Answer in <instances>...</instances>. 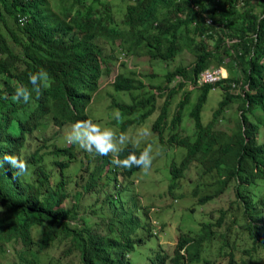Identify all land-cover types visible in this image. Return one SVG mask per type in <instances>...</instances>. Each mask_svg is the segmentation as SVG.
<instances>
[{
    "label": "clouds",
    "instance_id": "obj_1",
    "mask_svg": "<svg viewBox=\"0 0 264 264\" xmlns=\"http://www.w3.org/2000/svg\"><path fill=\"white\" fill-rule=\"evenodd\" d=\"M57 2L60 17L65 22H69L76 9L81 13L88 9L90 18H82L83 23L98 25L101 24L102 4L119 0H84L82 6L72 0ZM53 10L57 13L55 8ZM64 12L68 15L64 16ZM122 15L121 9L113 6L112 18L119 27H123ZM127 30L120 44L118 41L110 43L105 36L98 34L83 38L87 31L74 27L67 34H55L56 39L52 37V40L60 38L65 46L87 39L97 46L101 55L110 58L107 64L100 63L99 71L93 77L84 79L77 69L63 76L70 88L66 100L48 98L38 111L36 105L25 109L21 120H15L17 130L12 147L0 146V170L10 175L16 186L14 193L4 194L1 199L13 196L14 201L9 206H18L17 223L29 221L35 214V204L26 195L18 194L19 188L33 182L38 168L50 174L49 207L41 212L51 220L49 235L55 234L53 240L42 248L36 245L26 247L0 214V264H113L111 260L131 264L132 251L157 236L162 226L168 227V231L163 232L157 248L146 262L132 264H197L195 255L198 250L200 258L211 259V264H249V261L264 264V243L248 233L249 225L264 222V201L259 202V215L243 208L239 194L247 184L245 171L226 172L227 163H216L214 155L203 154L205 141L198 142V149H194L189 141H183L188 139L187 135L194 138L189 102L195 87L198 86V91L204 84L211 85L205 101L208 103L206 121L227 93L224 79L233 75L229 74L227 67L217 66L214 60L194 76L193 84L179 86L181 72H177L170 82H165L163 73L157 86L145 88L144 82L159 72L152 70V59L145 47L134 45ZM199 39L201 37L196 36V40ZM101 40L104 47L99 44ZM140 53L147 56L150 70L136 69L133 59ZM248 54L253 55L252 51ZM255 55L259 63L264 62L262 54ZM177 57H181L179 64L167 71L190 69L196 58L190 48L180 50ZM235 68L241 75L238 81L231 83V91L236 86L235 93H239L240 87H247V83H244L245 71ZM28 81V85L15 89L13 101L29 104L33 94L39 97L42 88L49 87L50 76L47 70L40 68L28 73ZM107 86L113 88L110 96L122 93L117 95L122 102L111 100L109 105H90L97 92ZM171 93H175L172 98ZM217 93L219 96L212 102L216 104L213 107L212 95ZM151 94L154 95L153 106L146 104ZM123 96L127 99L124 100ZM188 96L189 101L185 103ZM107 108L115 111L103 115ZM89 109L93 115L89 114ZM134 112L136 114L130 117ZM149 115L154 116L151 123L140 125V121ZM133 122L137 124L132 125ZM49 125L51 130L46 129ZM214 130V137L222 133L224 141L230 142L234 126L220 119ZM154 134L160 143L177 144L170 149V158L154 153L157 150L153 144ZM172 162L176 163L173 170L169 167ZM148 170L154 173V193L163 199L162 205L165 206L164 201H183L180 210L203 208L204 220L182 228L150 216V205L144 203L136 188ZM182 197L191 198L193 207H187ZM210 206L216 208L215 216H211L212 210L206 211ZM143 222L150 226L149 238L144 231L137 230ZM39 228L38 225L31 227L34 241ZM128 229L137 230L144 239L147 238L137 246L134 244L129 252L125 240L131 237L126 235ZM204 239L222 241L219 251L208 254L207 245L202 242ZM228 244L229 249L225 247ZM231 244L234 248L230 247Z\"/></svg>",
    "mask_w": 264,
    "mask_h": 264
},
{
    "label": "trees",
    "instance_id": "obj_2",
    "mask_svg": "<svg viewBox=\"0 0 264 264\" xmlns=\"http://www.w3.org/2000/svg\"><path fill=\"white\" fill-rule=\"evenodd\" d=\"M57 1L0 0V146L12 147V138L17 130L14 127L15 120H21L25 109L36 105L38 111L48 98L66 100L70 88L62 79L63 76L77 69L82 78L93 77L98 73L100 63L107 64L109 55H101L97 46L88 42V38L98 34L105 36L110 43L118 41L120 44L128 28L133 44L145 47L152 59L150 67L155 72L164 66L160 62L173 60L183 48H190L195 54L190 69L167 71L164 74L165 82H170L177 72H181L179 86L193 84L194 76L209 67L214 60L217 66L227 67L229 74L233 75L224 79L227 93L206 121L202 119L201 113L211 85L200 86L195 103L189 110V117L195 127L194 138L187 135L188 139L183 141H189L194 149L199 148L198 142L205 141L203 154L214 155L216 163H227L226 172L244 170L247 184L239 197L245 210L259 215V202L264 201V62L259 63L255 54L264 57V0H119L102 4L101 24L98 25L83 23L82 18H90L88 9L83 13L76 9L69 22H65L60 17ZM83 1L72 0L78 6H82ZM113 6L123 12L120 20L123 27L114 24ZM63 15L67 16L68 12ZM72 27L87 31L83 37H87L86 41L76 40L73 41L74 45L65 46L60 38L52 40V37L56 39L55 34H67ZM196 36L201 39L196 40ZM249 51H252V56L248 54ZM233 65L245 71L244 83H247V87H240L239 93H235L236 86L231 91V83L238 81L241 75L236 73L235 67H231ZM40 68L49 73V87L42 88L39 97L33 94L29 104L13 101L15 89L29 84L28 73ZM174 94L171 93L170 97ZM188 101L189 96L185 103ZM146 104L154 105V95L147 97ZM220 119L234 126L230 142L224 141L222 133L213 136L216 133L214 127ZM175 166L174 162L169 165L171 170ZM35 173L33 182L23 184L18 191V194L26 195L35 204V214L29 221L17 223L18 206H9L14 201L13 196L1 199L4 194L14 193L16 186L10 175L0 170V214L22 244L42 248L55 236L49 235L51 220L41 212V209L49 207L47 194L52 187L48 172L38 168ZM33 225L40 227L36 241L31 232ZM139 229L149 238L148 222L138 225ZM137 230L126 231L127 236L131 235L125 239L128 241L127 252L133 249L134 244L137 246L147 239ZM248 233L264 243V222L249 225ZM204 241L208 254L219 251L222 241ZM225 247L229 249V244ZM230 247L234 248V244ZM198 253L199 250L195 255L197 264H211V259H202ZM111 262L118 264L117 260ZM249 264L261 263L249 261Z\"/></svg>",
    "mask_w": 264,
    "mask_h": 264
},
{
    "label": "rangeland",
    "instance_id": "obj_3",
    "mask_svg": "<svg viewBox=\"0 0 264 264\" xmlns=\"http://www.w3.org/2000/svg\"><path fill=\"white\" fill-rule=\"evenodd\" d=\"M99 44L101 45V47L105 46L104 41L102 40L99 41ZM146 59H147V56H144L143 53H140L139 56L135 57L133 61L136 64V69H138L139 71L150 70V67L147 65ZM180 60H181V57H177L176 55V57L173 60H169L165 62L164 66L159 69V72H161L159 75H156L153 77V79L151 80L148 79L144 82V84L146 85L145 88H147L148 85L157 86V84L161 82V80H159L161 78V75L163 73H166L168 69L177 66ZM111 90H113L111 86L101 88V90L97 92V97L95 101H93V103H91L90 105H93L94 103L95 104L102 103V104L109 105L111 100L122 102L121 98L117 96V95H121L122 93H117V94L115 93L116 96H110ZM197 95H198V91L197 90L193 91V97L191 101L189 102V106L195 103ZM218 96H219L218 93L212 95L211 104L218 98ZM122 98H124V100L127 99L124 96ZM220 99H221V96L219 97V100ZM126 102L129 103V101H126ZM212 106L215 107L216 104H212ZM207 107H208V103H204L203 108H202V113H201L203 120L205 118ZM114 111L115 109L107 108L103 112V115H106L108 113H113ZM89 114H91L90 109H89ZM135 114L136 112L130 114V117L134 116ZM153 118H154L153 115H149L148 117H145L142 121H140L139 124L140 125L150 124ZM134 124H137V123L133 122L132 125ZM46 129L51 130L52 126L49 125L46 127ZM128 131L130 130L128 129ZM165 131L167 132V129ZM153 144L155 148H157L156 151L153 150L154 153L156 154L161 153L162 156H166L167 158L171 157L170 149L174 147L175 145H177V144L168 143V142L160 143L157 138V135L155 134H154ZM153 176H154L153 171L148 170L146 175L140 179V183L136 187L144 203L146 205H150L148 207L149 209L148 213L150 216L157 217L160 222L167 221L169 223H176V225L182 228L191 227V224L193 222L204 220V217H205L204 209L203 208L197 209L196 207H193L191 198L182 197L181 199L186 201L187 207L189 206L193 207V210L188 209V208L187 210L178 209L180 204H182L183 201H179L177 203H166V201H164L165 206L162 205L163 199L154 193L156 189L154 185L152 184ZM211 210H212L211 216H215L216 208L210 206L209 208L206 209L207 212ZM167 231H168V227L162 226V230L159 232L157 236L147 239L144 242L143 246L135 248L131 253V257H132L131 264L137 263V262H142V263L146 262V258L157 248V242L163 236V232H167Z\"/></svg>",
    "mask_w": 264,
    "mask_h": 264
}]
</instances>
